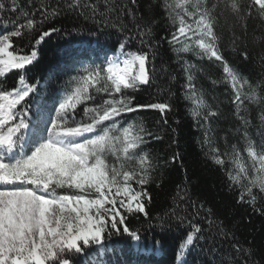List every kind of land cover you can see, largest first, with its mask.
Segmentation results:
<instances>
[{
  "label": "snow or ice",
  "instance_id": "snow-or-ice-1",
  "mask_svg": "<svg viewBox=\"0 0 264 264\" xmlns=\"http://www.w3.org/2000/svg\"><path fill=\"white\" fill-rule=\"evenodd\" d=\"M62 32L88 39L37 78ZM177 100L236 203L264 216V0H0V264H107L114 235L141 242L127 223L141 215L180 232L174 264H264V249L191 196L178 139L163 163L149 150ZM169 163L184 178L150 216L149 186Z\"/></svg>",
  "mask_w": 264,
  "mask_h": 264
},
{
  "label": "trees",
  "instance_id": "trees-1",
  "mask_svg": "<svg viewBox=\"0 0 264 264\" xmlns=\"http://www.w3.org/2000/svg\"><path fill=\"white\" fill-rule=\"evenodd\" d=\"M58 23H62L66 28H71L73 21L66 19ZM161 31L163 30L161 29ZM82 39L88 38L66 35L63 32L53 34L47 44L42 46L41 59L32 69L37 78L46 75L56 65L58 60L56 53L59 50L69 46L78 47L77 42ZM161 55L173 69L178 70V66L172 63L173 56L166 44ZM243 70L252 76H256L259 71L251 64L244 66ZM182 82L181 76L176 84L177 90ZM203 83L206 88L211 90V85L206 80ZM215 92L220 94L223 89L216 88ZM220 98L224 99L222 95ZM138 99L140 102H146L148 96L146 93H141ZM142 115L146 117L149 124L160 119L157 112L149 111ZM168 120L169 124L165 126L164 139L151 144L149 150L163 163L165 160H170L172 154L177 151L175 146L170 147V145L174 138L178 139V150L183 156V168L187 169L190 180L191 196L203 201L205 206L210 207L215 216L223 220L229 227L237 224L236 231L242 240H254L257 248L264 249V216L253 214L248 206L236 203V194L229 192L227 180L221 169L207 159L200 150L196 142L200 132L193 127L191 118L185 112L183 101H176V111L169 114ZM177 120L179 123H176ZM222 127H227V124H223ZM172 129H176V132L173 133ZM161 171L164 174L163 184L160 187H156L155 184L149 186L153 197L148 208L150 216H155L168 207L175 186L184 178V172L179 164L169 163L166 167H162ZM127 223L132 229H140L142 240L137 243L126 234L114 235L110 242L112 250L107 252L104 257L107 264H174L180 240L178 230L161 232L159 228L150 227L149 221L142 215L139 218H130ZM151 223L155 224L156 221L153 220ZM156 240L161 241V244L154 245Z\"/></svg>",
  "mask_w": 264,
  "mask_h": 264
}]
</instances>
